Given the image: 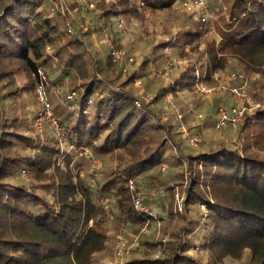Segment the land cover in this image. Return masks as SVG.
<instances>
[{
    "label": "trees",
    "instance_id": "obj_1",
    "mask_svg": "<svg viewBox=\"0 0 264 264\" xmlns=\"http://www.w3.org/2000/svg\"><path fill=\"white\" fill-rule=\"evenodd\" d=\"M177 1L120 0V7L106 9L104 18L137 11L140 5L160 11ZM222 1L227 17L218 38L212 24L200 21L170 40L183 57L197 54L159 95L171 91L177 96L201 82L214 86L232 59L264 75V57L259 56L264 54V0ZM50 2L0 0V264H112L99 255L113 238L105 206L114 226L126 223L139 232L152 218L136 209L133 179L138 192L140 185L150 195L164 192L170 218L179 192L183 211L176 214L183 223L162 257H149L148 250L158 243L147 239L144 256L124 264H222L227 257L264 264V104L243 114L234 137L210 144L205 138L200 149L189 151L174 124L129 87L138 74L119 82L113 68L112 77L98 76L78 35L69 30L72 38H64L60 24L66 17L53 6L50 11ZM77 4L69 1L67 14ZM48 46L75 80L70 90L75 96L53 113L61 138L34 133L19 115L4 113L6 101L19 96L15 73L39 78V67L53 59ZM88 151L91 157L121 152L126 166L102 169L97 178L89 172L94 160ZM190 241L202 244L207 262L188 251Z\"/></svg>",
    "mask_w": 264,
    "mask_h": 264
},
{
    "label": "rangeland",
    "instance_id": "obj_2",
    "mask_svg": "<svg viewBox=\"0 0 264 264\" xmlns=\"http://www.w3.org/2000/svg\"><path fill=\"white\" fill-rule=\"evenodd\" d=\"M50 1L48 9L53 11V6L56 11L59 9L61 15L66 17L65 23L61 22L60 24L65 31L64 38H72L69 30L78 35L82 43L81 47L86 50L84 56L93 58L98 76L101 78L112 77L110 69H115L114 73L117 75L118 81L121 82L132 73L138 74V78L129 87L141 101L155 108L162 120L174 124L178 140L189 151L194 152L200 149L201 141L205 138L210 144L224 136L234 137V130L238 128L237 126L219 128L216 124L218 108L223 107L231 110L240 103L229 89L217 94L213 92L205 94L199 91L198 86H195L192 89L179 90L177 96H174L171 91L159 95L164 87L169 86L178 75L191 65V59L197 54L192 52L191 57H183L180 55V48L170 42L181 28L200 21L205 22L202 19L203 13L187 9V0H178L173 7L160 11L140 5L137 11L121 12L108 20L104 18L105 10L111 6L120 7L118 5L120 0H77L78 9L69 11V14H67L68 3L74 0ZM130 1L133 3V0ZM208 4L207 23L208 25L212 24V34L218 38L219 29L227 17V4L222 0H208ZM201 48H203L202 44ZM47 50L53 59L41 68L46 77L44 90L51 105V118L45 115L44 110L47 107L40 99L38 92L40 79L36 77V74L30 76L27 72L15 73L13 87L20 89L19 96L16 99H11L10 103L8 100L6 101L8 105L6 106L5 103L6 111L4 113L6 116H13L15 113L19 115L25 125L34 126V133H40L44 137H59L52 121L53 113L55 109L69 103V100L66 99L75 80L66 72L62 62L55 58L53 49L48 46ZM259 56L264 57V54L259 53ZM108 58L112 61L110 68L106 66ZM171 59L179 60L180 63L172 64L170 63ZM219 74H223V76L220 78ZM219 74L215 85L222 82L228 87H238L248 94L250 97V102L247 105L248 112H252L264 104V75L244 70L236 59H232L227 69ZM71 93L72 96H75L73 92ZM157 95L159 98L156 99ZM184 129L197 139V145L192 146L188 143L183 136ZM92 154L88 151L87 156L91 157ZM123 155L117 151L105 156H93L91 160L94 161H90V166H88L89 172L92 171L93 174L95 173L94 176L101 178L102 169L113 170L126 166L124 158L121 159ZM170 163L167 162V169ZM167 169H164L166 174L168 173ZM22 174L26 176L27 172L23 171ZM142 186L140 185L139 188L141 191L138 192L137 188L133 191L134 194L137 191L143 200H149L148 202L142 200L141 212L152 216V218L148 219L139 232L137 228L125 225L126 223L120 224V228L114 226V215L110 212L109 206H105L106 213L111 219L110 233L113 238L109 247L99 254L103 258V263L124 264L144 256L142 250L147 249L148 246H145L143 241L147 239L158 243L155 249L148 250L149 257L152 259L162 257L164 250L166 252L171 245L173 247L177 230L183 223L181 216L176 213L183 211L184 197L179 192L176 194L172 207L176 213L174 217L170 218L167 208L168 198L164 197V192L154 190L153 195H150ZM143 208H147V210H143ZM202 209H206L204 205H202ZM186 248L195 256L203 255L204 261L207 262V252L203 249L202 244L198 242L194 244L190 241ZM120 249L123 251H121L122 254L119 252ZM138 249L140 252H137ZM222 264L243 263L227 257Z\"/></svg>",
    "mask_w": 264,
    "mask_h": 264
},
{
    "label": "built area",
    "instance_id": "obj_3",
    "mask_svg": "<svg viewBox=\"0 0 264 264\" xmlns=\"http://www.w3.org/2000/svg\"><path fill=\"white\" fill-rule=\"evenodd\" d=\"M186 7L189 10H196V12H201L203 13L202 19L204 21L208 20L209 17V4H208V0H187L186 2ZM56 58V57H55ZM170 63H175L178 64L180 63L179 60L176 59H171ZM39 79H40V83L38 85V92L40 95V99L42 100V102L44 103V105H46L47 108H45L44 112L45 115L47 117L51 118V105L47 100L46 94H45V90H44V86H45V75L43 73V70L41 67H39ZM220 78L223 76V74L219 75ZM198 88L199 91H201L202 93H214L217 94L219 92H223L226 89H229L234 95L235 97H237L240 101V103L233 107L231 110H228L226 108L220 107L219 108V112L217 115V120H216V124L219 128H225V127H229V126H233L236 127L241 119V117L243 116V114L248 110L247 109V105L250 102V97L248 96L247 93L241 91L238 87H228L227 85H225V83H220L219 85H214L211 87H207L205 84L203 83H199L198 84ZM72 95L68 93V97H71ZM53 124L55 126V129L57 131V133L62 136L61 133V126L58 122L57 119H52ZM183 136L186 138V140L188 141V143L192 146L197 145V139L195 137H193L191 135V133L187 130L184 129L183 131ZM130 187L132 190H135V184L133 182V180L130 181ZM133 200L136 206V209L138 210H142V196L135 191V194L133 195ZM143 210H147V208H143ZM122 243L124 244V240L122 241ZM122 249H120V253H121ZM123 252V251H122ZM122 254V253H121Z\"/></svg>",
    "mask_w": 264,
    "mask_h": 264
}]
</instances>
